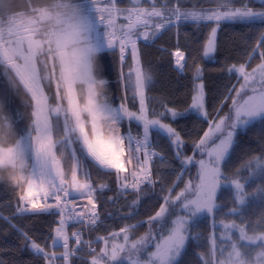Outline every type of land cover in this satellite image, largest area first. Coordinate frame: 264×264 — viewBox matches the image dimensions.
<instances>
[{
	"label": "snow or ice",
	"instance_id": "snow-or-ice-1",
	"mask_svg": "<svg viewBox=\"0 0 264 264\" xmlns=\"http://www.w3.org/2000/svg\"><path fill=\"white\" fill-rule=\"evenodd\" d=\"M124 2L86 3L97 49L118 51L117 99L110 78L107 93L97 91L91 50L75 48L58 27L59 5L0 0V129L11 128L16 138L13 147L0 140V169L16 170L7 176L0 171V236L12 233L18 241L0 248V264H180L191 240L203 241L198 264H264V209L256 219L243 213L250 197L264 201V144L234 163L238 130L264 120V0ZM185 22L203 30V39L190 43L181 31ZM226 22L248 25L253 38L240 60L221 69L235 82L210 104L200 61L218 51ZM166 32L174 42L158 50L174 57L180 74L192 73L184 110L150 94L153 69L142 60L140 42ZM191 111L207 128L191 141L189 155L188 141L171 122ZM154 129L168 138L171 161L157 151ZM173 161L179 166L168 180L160 165ZM192 170L194 178L185 180ZM252 180L259 183L246 189ZM223 185L235 192L226 211L218 199ZM157 187L161 202L141 219V200ZM119 200L128 209L121 221L135 223L112 230L106 221L119 213L107 206ZM42 216L54 218L46 237L22 223ZM201 216L211 220L207 234L194 232ZM141 227L146 231L138 234ZM101 229L107 235H97Z\"/></svg>",
	"mask_w": 264,
	"mask_h": 264
},
{
	"label": "trees",
	"instance_id": "trees-1",
	"mask_svg": "<svg viewBox=\"0 0 264 264\" xmlns=\"http://www.w3.org/2000/svg\"><path fill=\"white\" fill-rule=\"evenodd\" d=\"M85 3H87V0H85ZM122 6H125L124 0H122ZM257 26H259V24ZM248 29L249 26L246 24L226 22L222 26L219 34L220 46L218 51L214 55L200 61L205 68L204 75L206 86L211 89V92L209 93L210 104L217 103L216 96L219 92L223 91V86L225 84L235 82L234 80L230 81L229 74L223 72L221 69L225 65L237 62L241 59L244 43L253 38V33ZM181 31L182 33L188 34L190 43L193 41L199 42L204 36V31H198L194 27L193 22H185ZM173 42L172 34L166 32L154 42H140L139 47L141 50L142 60L145 63H150L153 69V80L150 82V87L153 91L150 94L157 97L165 96L175 102V106L178 110H184L188 107V93L191 88L190 79L192 73L189 71L187 74H180L175 70L173 62L174 58L169 56L167 53H161L158 50L161 45L170 47ZM183 43L184 40L181 39V44ZM130 59V55H128L126 64L130 62ZM100 65L102 76L110 78L112 93L118 99L120 95L119 82L117 79L118 51L116 53L111 51L103 52L100 56ZM125 70L127 69L125 68ZM21 110L23 111L24 109L21 108ZM171 123H173V127L180 131L185 140L188 141L185 151L191 155V141L196 140L198 136L202 134V131L206 130L207 123L193 111L186 113L184 116L179 117ZM135 132L136 128L133 127V133L135 134ZM152 139L155 144L160 146L157 151L162 150V153L167 155L169 161H171L172 150L169 146L168 138L164 135L157 134L154 129ZM261 144H264V120H260L252 124L248 127V129L238 134V148L234 157V163L238 164L246 157V154L249 151L258 154ZM178 166L179 165L174 161L171 165L161 164V174L165 175L168 180H172L173 167ZM189 176L194 178L195 171L192 170L189 175L184 177V179L187 180ZM257 183H259L258 180L249 183L247 185V189L252 190ZM234 194V191L229 189H225L220 193L218 199L219 201L224 202L225 211L228 207H230V200ZM108 195H113V193L110 192ZM160 195H162V193L160 192L159 187H157L154 192L149 191L148 194L143 197L141 200V207L138 209L141 219L146 218L147 215H149L151 211L161 202L159 200ZM132 199L133 197L131 195L127 196V200L129 202ZM262 209H264V201H260L255 198V200L246 207L244 215L250 219H256ZM107 210L114 214L119 213V215H114V217L109 218L106 221L107 226L112 230H118V227L121 226V224L135 223V220L121 221L120 219V216L123 215L124 212L128 211L124 200H119L115 205H108ZM4 214L8 215V212L5 211ZM53 219L54 218L51 216H42L31 220L25 219L22 223L28 225L36 236L46 237L48 225ZM210 227L211 220L206 219L194 226V232L207 234ZM145 231L146 228L141 227L138 230V234H143ZM96 234L101 236L107 235L103 229ZM16 243H18V241L15 234L10 233L7 236H0V248H11L14 247ZM198 250H203V241L191 240L187 250L180 259V264H198V260L195 255ZM24 258L28 259L29 257L25 254ZM125 264H127V262H125Z\"/></svg>",
	"mask_w": 264,
	"mask_h": 264
},
{
	"label": "clouds",
	"instance_id": "clouds-1",
	"mask_svg": "<svg viewBox=\"0 0 264 264\" xmlns=\"http://www.w3.org/2000/svg\"><path fill=\"white\" fill-rule=\"evenodd\" d=\"M24 0H14V3L21 4ZM59 5L57 11L61 14L62 22L58 26L69 35L72 45L79 49L91 50V68L97 83V91L104 95L108 91L107 78L100 73V56L103 53L97 49L94 37L92 36L93 20L88 11L85 0H33V6L51 9ZM78 38V42H76ZM83 91L81 95L83 96ZM2 112V110H0ZM110 126L119 129V124L115 120L110 121ZM0 140L6 147H13L16 138L12 135L11 128L0 129ZM19 163V162H18ZM26 163V162H25ZM5 176L16 171L11 167L0 169Z\"/></svg>",
	"mask_w": 264,
	"mask_h": 264
},
{
	"label": "rangeland",
	"instance_id": "rangeland-1",
	"mask_svg": "<svg viewBox=\"0 0 264 264\" xmlns=\"http://www.w3.org/2000/svg\"><path fill=\"white\" fill-rule=\"evenodd\" d=\"M128 55H130V52H129ZM213 55H214V54H213ZM126 59H127V57H126ZM193 112L196 113L199 117H201L200 114H199L198 112H196V111H193ZM201 118H202V117H201ZM258 121H260V120H259V119L254 120V121H252L249 125H247V126H243L241 129L238 130V134H239L240 132L245 131L246 129H248L249 126H251L252 124H254V123L258 122ZM253 181H255V180L249 181L248 184H249V183H252ZM248 184H246V189H247V185H248ZM225 189H229V190H233V191H234L233 186H231V185H223L222 188H221L220 193H221L223 190H225ZM220 193H218V197H219ZM234 193H235V192H234ZM254 200H255L254 197H250V198L248 199V202L246 203V205L243 206V213H244L246 207H247L252 201H254ZM233 218L236 219L237 222H239V217H238V216H237V217H233ZM206 219H208L206 216H201V217L199 218V222H201V221H203V220H206ZM208 220H210V219H208ZM199 222H198V223H199ZM198 223H197V224H198ZM195 225H196V224H195ZM217 230H219V226H217Z\"/></svg>",
	"mask_w": 264,
	"mask_h": 264
},
{
	"label": "built area",
	"instance_id": "built-area-1",
	"mask_svg": "<svg viewBox=\"0 0 264 264\" xmlns=\"http://www.w3.org/2000/svg\"><path fill=\"white\" fill-rule=\"evenodd\" d=\"M71 228V227H70ZM70 228H69V231H70ZM71 232V231H70ZM57 248H59V246H57Z\"/></svg>",
	"mask_w": 264,
	"mask_h": 264
},
{
	"label": "bare ground",
	"instance_id": "bare-ground-1",
	"mask_svg": "<svg viewBox=\"0 0 264 264\" xmlns=\"http://www.w3.org/2000/svg\"><path fill=\"white\" fill-rule=\"evenodd\" d=\"M174 58V57H173Z\"/></svg>",
	"mask_w": 264,
	"mask_h": 264
}]
</instances>
